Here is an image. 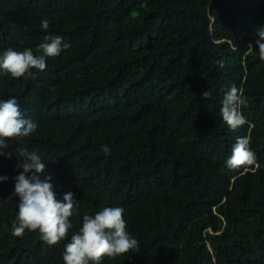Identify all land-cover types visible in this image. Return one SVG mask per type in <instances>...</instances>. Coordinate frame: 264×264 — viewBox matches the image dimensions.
<instances>
[{
    "label": "trees",
    "instance_id": "trees-1",
    "mask_svg": "<svg viewBox=\"0 0 264 264\" xmlns=\"http://www.w3.org/2000/svg\"><path fill=\"white\" fill-rule=\"evenodd\" d=\"M261 25L264 0H0V54L43 55L46 35L70 45L31 78L0 72V100L15 97L38 124L8 151H37L57 200L79 201L59 245L13 236L22 169L0 157V264H64L83 216L106 207L125 209L139 252L101 264H264ZM233 85L247 98L236 131L220 111ZM244 136L256 163L229 169Z\"/></svg>",
    "mask_w": 264,
    "mask_h": 264
},
{
    "label": "clouds",
    "instance_id": "clouds-1",
    "mask_svg": "<svg viewBox=\"0 0 264 264\" xmlns=\"http://www.w3.org/2000/svg\"><path fill=\"white\" fill-rule=\"evenodd\" d=\"M41 27L47 31L49 20L42 19ZM259 59L264 62V25L256 32ZM70 47L63 43L58 35H46L44 42L36 49L43 55L34 54L31 48L16 51L8 48L0 54V72L13 79L31 78L32 70L44 71L46 57H58L62 50ZM248 49H252L250 43ZM204 96L208 95L206 91ZM247 98L243 89L231 87L222 101L221 115L230 130L236 131L247 123L242 114ZM38 124L26 119L18 100L13 97L0 100V157L17 160L16 167L22 172L15 177L14 195L19 198L18 211L12 222V235L22 237L25 232H38L40 239L49 247L57 246L68 236L72 228L70 217L79 215V201L71 192L57 200L51 177L44 180L39 174L45 171V164L37 151L19 147L15 152L8 151L10 144L6 141L23 142L37 131ZM250 137H238L231 155L226 160L229 169H249L256 163L255 153L250 148ZM105 154H110L108 145L102 146ZM8 178L0 176V182ZM122 207H106L94 216L85 214L79 231L72 235L62 254L64 264H101L104 257L116 259L131 252H139V242L127 230Z\"/></svg>",
    "mask_w": 264,
    "mask_h": 264
}]
</instances>
